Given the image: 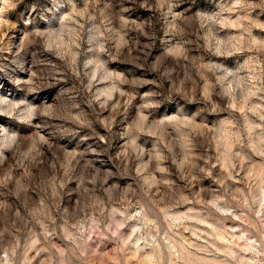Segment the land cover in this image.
<instances>
[{
    "label": "clouds",
    "instance_id": "1",
    "mask_svg": "<svg viewBox=\"0 0 264 264\" xmlns=\"http://www.w3.org/2000/svg\"><path fill=\"white\" fill-rule=\"evenodd\" d=\"M214 8L198 0H47L37 14L58 28L34 30L42 38L34 43L61 62L62 82L76 86L41 99L57 73H26L13 84L21 95L0 91V264H88L101 240L127 243L121 229L129 221L139 223L132 234L157 264H215L199 255L210 247L239 260L232 248L240 240L253 256L243 264H264V39L251 33L264 28L253 18L264 14V0H216ZM233 24L242 35L230 34ZM53 40L74 43L69 51ZM116 61L152 78H130ZM84 104L94 121L78 115ZM105 111L104 143L89 146L88 130ZM178 205L186 211L176 215ZM234 218L247 224L235 239L224 227ZM189 221L211 229V241Z\"/></svg>",
    "mask_w": 264,
    "mask_h": 264
},
{
    "label": "rangeland",
    "instance_id": "2",
    "mask_svg": "<svg viewBox=\"0 0 264 264\" xmlns=\"http://www.w3.org/2000/svg\"><path fill=\"white\" fill-rule=\"evenodd\" d=\"M84 0H80V6H83ZM216 0H198V6L204 9H210L215 11L214 3ZM258 2V0H254ZM47 0H0V91L2 92H12V95L18 96L21 93L15 91L13 84H23L25 83L30 76L26 73H36L47 77L49 73H57V75L49 77L45 82L46 91L41 93V99L47 98L50 101L54 99H59L62 91L70 90L76 86L75 82L68 80L65 84L62 81L66 78L62 73L61 69L63 65L61 62L52 55L42 56L39 55L37 49L40 45L34 43V40H42L40 37H33L32 32L35 31H46L51 32L57 30L58 26L49 27L45 25L41 20L40 16L37 14L44 7H46ZM36 11H33V9ZM131 20H135V15H129L128 17ZM254 19L258 21V24L264 25V14L253 16ZM235 14L231 16V20L235 21ZM31 20L32 23L27 24L25 21ZM229 32L233 36L242 35L239 30L233 24ZM252 36L255 39H264V28L262 27H253L251 29ZM94 39L99 41V37ZM195 39V37H193ZM53 43H58L60 47L66 48L69 51L73 47V41L71 40H61L59 42L52 41ZM209 42H211V37H209ZM81 48H83V43L81 42ZM27 49L30 55L27 57L26 61L22 66H19L15 63H12L13 57L20 52ZM131 59L136 56V52L129 49ZM193 61L200 60V54L198 52L193 53ZM264 66V65H262ZM119 71L124 72L126 75H129L130 78L142 79L147 78L151 79L152 76L150 73L139 72L131 68L130 64L121 63L116 61L113 65ZM135 73L133 77L132 74ZM20 77V79H17ZM48 84H54L55 86L48 87ZM106 86L104 82L101 81L100 88ZM254 103L259 102L254 98ZM82 112L78 115L85 121H94V117L90 115L91 108L88 105H81ZM110 113L105 111L100 115L99 122H95L92 129L88 131L95 136L94 141H90L89 146H94L95 144H103L104 138L107 133L104 127V121L109 117ZM116 122L113 125V148H119L120 145L116 143L117 133L119 131V124L121 117L116 115L113 117ZM87 139V137H85ZM237 187L243 189L244 185L238 184ZM154 199L161 201L158 205L159 208H164L168 203V200L164 196L154 197ZM131 211V209L129 210ZM186 211V206L178 205L177 208L173 209V213L176 215L182 214ZM251 219V218H249ZM209 223H212L209 220ZM189 227L199 228L201 233L208 232L209 236L207 237L211 241L212 237L210 235L211 229H209L205 224L196 225L193 222H187ZM139 223L135 221H129L122 229L121 232L124 236L127 237V243L124 242L117 243L115 241L107 243V246H104L103 241L98 245L93 247V256L88 264H157V260L154 254L153 248L145 242V239L138 238V235H134L133 229L139 227ZM217 227H220L217 224ZM224 227H227L232 230L234 233V239L244 234V231L247 230V224L238 219L234 218L231 221H225ZM143 232V230H142ZM163 235V232H161ZM183 235L189 239L190 242H196L198 244H203V237L197 241L196 237L190 232L184 231ZM159 243V238L154 237ZM221 239H226L222 237ZM56 243H59L57 240ZM239 247H233V253H236L240 256L239 260H233L229 256H225L223 251L215 252L213 248H209V253H200L199 255L210 262H215V264H243L245 260H251L253 258L251 253L246 251H241L245 248V244L242 240L237 241ZM216 247L223 249V245L220 243V240H217ZM194 251V250H193ZM35 253H30L34 255ZM35 264V262H34Z\"/></svg>",
    "mask_w": 264,
    "mask_h": 264
}]
</instances>
